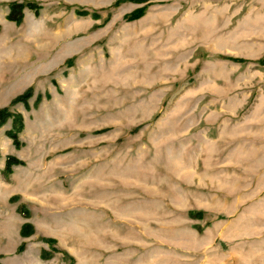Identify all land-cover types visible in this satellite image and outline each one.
<instances>
[{"label":"rangeland","instance_id":"374dc122","mask_svg":"<svg viewBox=\"0 0 264 264\" xmlns=\"http://www.w3.org/2000/svg\"><path fill=\"white\" fill-rule=\"evenodd\" d=\"M11 1L40 7L0 25L23 124L17 146L0 127V207L9 195L32 229L17 252L264 264V0ZM0 217V263L25 264Z\"/></svg>","mask_w":264,"mask_h":264},{"label":"crops","instance_id":"0c3cea01","mask_svg":"<svg viewBox=\"0 0 264 264\" xmlns=\"http://www.w3.org/2000/svg\"><path fill=\"white\" fill-rule=\"evenodd\" d=\"M11 0H0V25L1 27L5 28V27H8L10 25H13L14 27H17L16 26V23L13 22V21H10L6 18L8 12H9V6H8V3L10 2ZM31 13L33 12L32 10H29ZM25 11H23L24 13ZM34 13V12H33ZM27 15V14H26ZM36 15V14H35ZM26 16L24 15L23 16V19H22V22L19 24L20 26L23 25L24 23V20H25ZM10 42L12 43L14 40L13 38H11L10 36L8 37L7 39V42ZM6 87H8L7 85L5 87H0V107L1 106H5L7 105L8 101L10 100V98L13 96V93H10L9 96L6 95V90H4ZM3 91V93H1V91ZM8 96V99H6ZM9 195H6V197L3 198V202H4V206L3 207H0V215L2 216H5V215H8L10 214L11 215V218L13 219V222L11 223V226H12V229H10V236L14 237V240H16V244L15 246L13 247V253H14V257H16L15 254L18 255V258L24 260V263L25 264H42L40 263V251H41V247H36V257L35 258H32V256L29 257V253L28 251L30 249H26L24 248V251L20 254V252H17L18 251V247L19 245H21L22 242L25 243L26 240H28V237L26 236H22L21 233H20V230L23 226V224H26L28 223L27 219L28 218H25L20 212H18V205L20 203H18L17 205H12L8 202L7 198H8ZM22 202H24L22 200ZM12 206V207H11ZM11 207V208H9ZM15 209V210H14ZM4 218V217H3ZM0 219H2V217H0ZM0 229H2L3 227L4 228H8L7 225L3 226V225H0ZM8 235L6 234H1L0 233V244L1 246L5 245L6 242H7V237ZM9 237V236H8ZM32 243V242H31ZM42 248H45L44 247V244L42 245ZM15 251V252H14ZM30 258V259H29ZM30 260V261H29Z\"/></svg>","mask_w":264,"mask_h":264},{"label":"trees","instance_id":"16d2710c","mask_svg":"<svg viewBox=\"0 0 264 264\" xmlns=\"http://www.w3.org/2000/svg\"><path fill=\"white\" fill-rule=\"evenodd\" d=\"M136 2H143L142 0H135ZM9 6V12L6 16V18L10 21L15 22L16 24H20L23 19V9L27 7L28 9L34 11L35 14H38L39 11V5L35 2L31 1H11L8 3ZM138 11H135L131 17L138 16ZM29 97V93L26 92L16 98L15 101H21L24 104H26V100ZM39 99V96L37 97ZM12 119V127L10 130H8L6 133L7 135L12 139L14 145H18V137L17 134L21 130L23 124H22V116L19 113H13L9 110L7 106L0 108V127L9 119ZM15 164H22V161L17 159L15 156L7 155L5 158V171H9L10 167ZM24 217H27V213L25 212L22 214ZM31 226L26 224H23L20 233L22 236H28L31 234ZM1 264V263H0Z\"/></svg>","mask_w":264,"mask_h":264}]
</instances>
